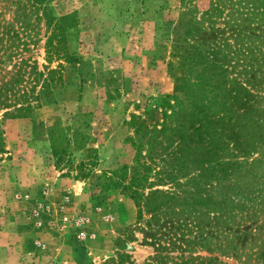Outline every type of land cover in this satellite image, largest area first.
<instances>
[{"label": "rangeland", "instance_id": "obj_1", "mask_svg": "<svg viewBox=\"0 0 264 264\" xmlns=\"http://www.w3.org/2000/svg\"><path fill=\"white\" fill-rule=\"evenodd\" d=\"M248 1L49 0L68 17L71 63L49 61L51 29L36 22L33 0H0V85L21 65L32 77L63 75L54 99L41 77L31 108L0 102V264H264V3ZM179 41L220 49L204 95L213 121L222 118L212 137L225 163L193 187L184 211L147 224L108 177L134 163L133 116L152 127L165 97L199 88L204 66L191 70ZM59 126L72 139L80 131L63 155L51 137Z\"/></svg>", "mask_w": 264, "mask_h": 264}, {"label": "trees", "instance_id": "obj_2", "mask_svg": "<svg viewBox=\"0 0 264 264\" xmlns=\"http://www.w3.org/2000/svg\"><path fill=\"white\" fill-rule=\"evenodd\" d=\"M48 1L33 0V6L36 22L45 20L48 29H51L46 41L49 61L54 58H64L71 63L77 62L79 58L63 45L62 36L66 28L61 19L68 17H57L48 5ZM262 1L264 3V0L248 2L259 6ZM219 8L220 3H217L213 11ZM177 46L183 50L185 61L191 70L195 65L204 66L205 71L201 73L203 80H200L199 88L196 89L197 91L190 88L182 89L178 94L165 97L162 101L164 120L152 127L146 121L139 119L140 117L133 116L131 124L135 128V136L131 137L130 141L136 152L134 163L111 171V176L108 177L111 184L126 190L134 199L139 222L149 215L147 224L152 222L157 224V221L163 217L184 211V208L177 211V207L192 204L191 198H196L193 187L201 188L208 170L220 165L221 162L225 163L223 154L213 152L216 148L214 144L219 147V138H214L212 135L221 129L222 118L213 121L208 111L210 107L206 105L209 104L208 97L204 95L207 90L204 74L207 68L219 69L220 49L214 47L208 49V46L203 51L180 41ZM20 69L16 78L0 85L1 105L6 107L7 101H10L20 104L19 111L31 108L34 100H41L40 93L36 95L30 93L34 91L36 87L34 84H38L41 77L44 78L43 92L50 97V100L54 99L55 87L63 80L61 68H50L47 75L42 71H36L33 77L34 72L27 71L22 65ZM32 82H35L33 87H31ZM55 131L60 132L59 137L68 140V146H58L57 136H54ZM70 132L69 129L61 126L51 129L55 154L68 153L71 146L78 141L80 131L72 132L74 140L68 137ZM130 169H133V175H129ZM161 185H169V188H162ZM202 198L199 196L200 202H204ZM177 216L175 215V218H178Z\"/></svg>", "mask_w": 264, "mask_h": 264}]
</instances>
